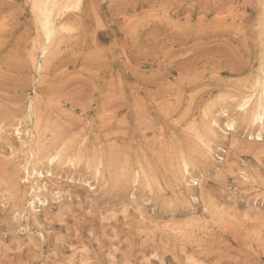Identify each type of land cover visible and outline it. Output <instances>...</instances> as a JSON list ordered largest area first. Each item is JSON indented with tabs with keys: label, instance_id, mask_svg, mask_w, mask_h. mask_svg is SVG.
I'll use <instances>...</instances> for the list:
<instances>
[{
	"label": "rangeland",
	"instance_id": "1",
	"mask_svg": "<svg viewBox=\"0 0 264 264\" xmlns=\"http://www.w3.org/2000/svg\"><path fill=\"white\" fill-rule=\"evenodd\" d=\"M37 1L0 0V264H264V0H81L54 44Z\"/></svg>",
	"mask_w": 264,
	"mask_h": 264
},
{
	"label": "bare ground",
	"instance_id": "2",
	"mask_svg": "<svg viewBox=\"0 0 264 264\" xmlns=\"http://www.w3.org/2000/svg\"><path fill=\"white\" fill-rule=\"evenodd\" d=\"M83 1V0H82ZM80 3H81V0H38L37 2H36V5H35V10L37 11V20H38V24H39V27H40V29H41V31H42V33H43V35H44V37H45V40L47 41V42H49V43H47V44H52L54 41H52L51 42V40H53L54 39V37L56 38V34H55V32H56V26H55V13L56 12H60V11H62V10H66V9H72V10H74L73 8H77V7H79V5H80ZM35 4V3H34ZM82 5V4H81ZM81 7V6H80ZM32 9V8H31ZM63 12V11H62ZM61 12V13H62ZM35 13V12H34ZM64 13V12H63ZM63 15V14H62ZM33 17V16H32ZM61 18V17H60ZM61 20V19H60ZM58 22H59V20H57ZM63 23V22H62ZM58 25V24H57ZM63 26V25H62ZM264 26V25H263ZM36 28H37V26H36ZM263 30V29H262ZM38 31V30H37ZM58 32L60 31L59 29L57 30ZM262 32H264V31H262ZM59 34V33H58ZM38 35H39V31H38ZM55 35V36H54ZM40 36V35H39ZM54 36V37H53ZM59 36V35H58ZM262 36H263V33H262ZM41 37V39H42V35L40 36ZM53 38V39H52ZM57 39V38H56ZM58 42V41H57ZM42 44V43H41ZM54 44V43H53ZM42 45H44V44H42ZM39 46V44L37 45V47ZM41 46V45H40ZM47 47H46V50H47V48L48 47H50V46H52V45H46ZM41 48V47H40ZM57 48V47H56ZM35 50H37L38 52H39V50H38V48H36ZM50 52V51H49ZM41 53V52H40ZM43 53H44V48H43ZM47 53V52H46ZM46 55V54H45ZM48 55V54H47ZM43 57V56H42ZM42 57H40V58H42ZM35 60V59H34ZM41 60H43V59H40V61ZM40 66H42V64H40ZM39 68V67H38ZM41 68V67H40ZM263 84V83H262ZM262 87V86H261ZM260 88V87H259ZM261 90V89H260ZM262 92V91H261ZM264 92V91H263ZM259 95H262V94H259ZM253 95H250V97H252ZM250 97H248V98H250ZM258 101H260V99H264V94H263V97H259L258 96ZM246 99V98H245ZM253 100V99H252ZM245 101H247V99L245 100ZM249 101V100H248ZM247 101V102H248ZM258 101H257V104H258V106H257V104L255 103V105H256V107H254L255 109H254V113H252V119H251V116H250V120H251V122H252V120H253V122L252 123H254V121L256 122V124L259 126V124L257 123V121H261V123L263 122L262 120L264 119V100H262V101H260L259 103H258ZM249 102H251V101H249ZM240 103V102H239ZM244 103V102H243ZM241 104L240 106H245L247 103H245V104ZM260 103H262L263 105H261ZM249 105V104H248ZM238 106V105H237ZM242 107H240V108H242ZM248 107V106H247ZM257 108H258V110H257ZM243 109H244V107H243ZM242 109V110H243ZM253 109V108H252ZM247 110V108L244 110V111H246ZM256 110V111H255ZM230 120V119H229ZM230 122V121H229ZM228 122V123H229ZM235 122V121H234ZM260 123V124H261ZM255 124V123H254ZM228 125V124H227ZM227 125H225V126H227ZM263 125L264 124H262V128H263ZM35 126V125H34ZM234 126H235V123H233V121H231L230 123H229V125L227 126V127H229L230 128V130L231 129H234ZM260 128V126L258 127V129ZM261 128V130L259 131V132H257V133H259L258 135H257V133H255V135L256 136H254V138H260L261 139V137H264V129H262ZM29 129V128H28ZM17 130V129H16ZM27 130V129H26ZM26 130H24L25 132H26ZM34 130H37V129H33V131ZM38 131V130H37ZM263 131V132H262ZM16 132V131H15ZM18 132V133H17ZM17 134H20L19 132H21L19 129L17 130ZM21 133V136L20 137H22V140H23V135H25L26 133ZM28 132V131H27ZM262 132V133H261ZM29 133V132H28ZM34 133H35V131H34ZM230 133V132H229ZM39 134V133H38ZM29 135V134H28ZM34 136L33 137H35L36 135L35 134H33ZM19 136V135H18ZM19 137V138H20ZM33 137H31V139H32V141L34 140L33 139ZM38 137H39V135H38ZM251 138V137H250ZM25 139V138H24ZM28 139H30L29 138V136H28ZM35 139H36V137H35ZM20 141H21V139H19ZM258 140V139H257ZM35 141V140H34ZM261 141V140H260ZM22 142H24V140L22 141ZM22 142H21V147H23V144H22ZM26 142V141H25ZM29 144L31 143V140H30V142H28ZM27 143V144H28ZM207 143V142H206ZM32 144V143H31ZM34 144V143H33ZM263 144V143H262ZM206 145V144H205ZM25 146H26V144H25ZM29 145H27V147H28ZM205 147V146H204ZM206 147H207V145H206ZM26 148V147H25ZM25 148H24V151H25ZM32 148V147H31ZM207 148H209V147H207ZM23 151V154L25 153ZM30 151V149H28V152ZM32 151V150H31ZM12 152V151H11ZM14 153H15V151H13ZM52 153V152H51ZM56 153V152H55ZM26 154L27 153H25V156H26ZM15 155H16V153H15ZM15 155H13V156H15ZM32 154H30V156H31ZM24 156V155H23ZM29 156V155H28ZM58 155H56V157H57ZM27 157V156H26ZM25 157V158H26ZM32 157V156H31ZM31 157H29V158H31ZM35 157H37L36 155L35 156H33V158L35 159ZM49 157V156H48ZM54 157V156H53ZM24 158V159H25ZM28 158V159H29ZM38 159V158H37ZM51 160H49V161H47V162H49L48 164H50V166L52 165V162H53V160H52V157L50 158ZM53 159H55V157L53 158ZM26 160V159H25ZM31 160V159H30ZM39 160V159H38ZM37 160V161H38ZM60 160V159H59ZM58 160V161H59ZM36 161V164H33L34 165V167L32 166V167H30L29 165H26V164H24L25 166L23 167V169H24V176H25V178L26 179H24V181L26 180L27 182L29 181V180H32L31 178H33V179H37V178H40L39 180H42L41 179V177L44 175L43 174V172H42V174L40 173L41 172V170H40V172H38V170H36V169H38V168H36V167H38L37 166V164H38V162ZM56 161H57V159H56ZM57 161V162H58ZM32 162V161H31ZM21 163V162H20ZM35 163V162H34ZM54 163H55V161H54ZM60 163V162H59ZM73 164V163H72ZM60 165V164H59ZM183 165L185 166L186 164L185 163H183ZM46 166H48V165H46ZM49 166V167H50ZM188 166V165H187ZM186 166V167H187ZM49 167H47L48 169H49ZM184 168L185 170L186 169H188V168ZM36 168V169H35ZM52 168H53V166H52ZM52 168H50L49 169V171L51 172V169ZM55 168V167H54ZM48 169H46V170H48ZM62 170V169H61ZM188 171V170H187ZM186 172V171H185ZM44 173H47V172H45L44 171ZM52 174V173H51ZM50 176V175H49ZM30 178V179H29ZM23 181V182H24ZM25 181V182H26ZM195 181V180H194ZM31 182V181H30ZM36 182V180L34 181V183ZM33 183V184H34ZM194 183V182H193ZM37 184V183H36ZM35 184V185H36ZM197 184V183H196ZM28 185V184H27ZM26 185V186H27ZM34 185V186H35ZM41 185H43V184H41ZM31 186L32 185H30L29 184V186H27V188L28 187H30L31 188ZM39 186V185H38ZM45 186V185H44ZM36 188H37V186H35ZM35 188V189H36ZM33 189V190H32ZM38 189V188H37ZM41 189H42V186H41ZM41 189H39V190H41ZM44 189V188H43ZM30 191H35L34 190V188H31V190ZM38 190H36L35 192L37 193V194H39L40 195V192L38 193L37 192ZM43 191H45V190H43ZM30 193V192H29ZM43 195L45 194V192H43L42 193ZM30 195V198H31V194H29ZM34 195H35V193H34ZM56 195V194H55ZM54 195V196H55ZM41 196V195H40ZM45 196H47L46 194H45ZM53 196V197H54ZM34 197V196H33ZM42 197H44V196H42ZM48 197V196H47ZM47 197H46V199H47ZM56 197V196H55ZM57 197H59L58 196V193H57ZM49 198V197H48ZM51 198V197H50ZM50 198H49V200H50ZM44 199H45V197H44ZM44 199H42V201L44 200ZM60 199H61V197H60ZM41 199H39V197H38V195H35V199H32L31 200V202L29 203V207H30V209L27 207V212H28V209L30 210L29 212H32L33 214L35 213L34 211L36 210V206H35V204H37V205H40V204H38L37 203V201L39 202V203H43L41 206L42 207H45V205L47 204V203H44V201L43 202H41L40 201ZM46 201V200H45ZM48 201V200H47ZM61 201V200H60ZM36 202V203H35ZM56 202H57V200H56ZM53 203V202H52ZM52 203L50 204V206L52 205ZM60 203V202H59ZM45 204V205H44ZM28 205V204H27ZM44 205V206H43ZM41 206L39 207V208H41ZM54 206V205H53ZM52 206V207H53ZM57 206H58V204H57ZM46 208V207H45ZM48 208H49V206H48ZM37 211V210H36ZM28 212V213H29ZM37 213V212H36ZM30 214V213H29ZM28 214V215H29ZM31 215V214H30ZM29 215V216H30ZM21 216V215H20ZM28 217V216H27ZM27 217H24L25 219L27 218ZM18 218H19V216H18ZM21 218V217H20ZM33 218V217H32ZM33 221V220H32Z\"/></svg>",
	"mask_w": 264,
	"mask_h": 264
}]
</instances>
